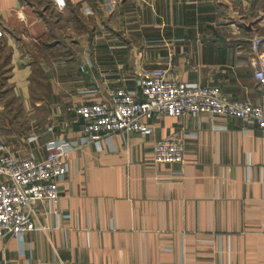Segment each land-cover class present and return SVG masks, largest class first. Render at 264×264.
Returning <instances> with one entry per match:
<instances>
[{"label": "crops", "instance_id": "1", "mask_svg": "<svg viewBox=\"0 0 264 264\" xmlns=\"http://www.w3.org/2000/svg\"><path fill=\"white\" fill-rule=\"evenodd\" d=\"M0 129L18 157L71 141L56 203L0 237V264H264V132L224 113L154 115L150 133L80 143L81 102L153 67L253 101L264 0H0ZM264 55V53H263ZM141 98V95L139 94ZM24 118L18 125L17 109ZM177 136L182 162H155Z\"/></svg>", "mask_w": 264, "mask_h": 264}, {"label": "built area", "instance_id": "2", "mask_svg": "<svg viewBox=\"0 0 264 264\" xmlns=\"http://www.w3.org/2000/svg\"><path fill=\"white\" fill-rule=\"evenodd\" d=\"M52 1L56 7L66 4V0ZM250 46L257 55L253 77L262 89L255 100L228 99L214 85L176 80L167 77L163 68L153 67L140 75L135 88L114 87L109 101L81 102L75 107L83 120L80 143L97 142L117 131L150 133L151 125L142 119L163 114L224 113L253 122L264 132V40H253ZM73 147L71 141L54 138L46 141L43 158L18 157L0 143V237L33 229L31 211L37 201L57 202L58 182L68 171L66 155ZM152 158L182 162L181 140L175 135L156 138Z\"/></svg>", "mask_w": 264, "mask_h": 264}, {"label": "rangeland", "instance_id": "3", "mask_svg": "<svg viewBox=\"0 0 264 264\" xmlns=\"http://www.w3.org/2000/svg\"><path fill=\"white\" fill-rule=\"evenodd\" d=\"M9 100H12V98H11V99H8V98H6V97H4V98H3V97L0 98V107H1L6 101H9ZM15 106H16V109H17L16 116L18 117V125L24 127V118H23V115L20 114V111H19V107H20L19 102H17V103L15 104ZM4 115H6V114H5V112L2 110V111L0 112V124L3 123V117H4ZM5 132H6L5 130L0 129V137H1V138H3V136H4V137H7V135L5 134Z\"/></svg>", "mask_w": 264, "mask_h": 264}]
</instances>
